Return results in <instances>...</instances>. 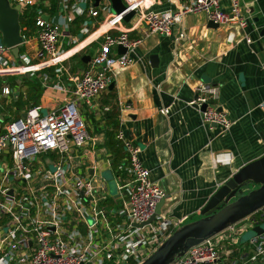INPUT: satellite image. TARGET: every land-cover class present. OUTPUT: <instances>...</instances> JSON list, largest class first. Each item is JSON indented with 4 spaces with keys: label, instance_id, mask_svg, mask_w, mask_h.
Segmentation results:
<instances>
[{
    "label": "crops",
    "instance_id": "0c3cea01",
    "mask_svg": "<svg viewBox=\"0 0 264 264\" xmlns=\"http://www.w3.org/2000/svg\"><path fill=\"white\" fill-rule=\"evenodd\" d=\"M100 1V5L95 4L97 17L90 13L79 16L85 20L83 23L76 24V18L68 29H63L61 47L71 52L64 56L68 59L62 74H58L57 67L44 65L46 59L39 57L38 35L32 32L27 37L23 50L40 67V102L28 103L24 76L29 75L3 76L0 128L23 117L34 106H40L45 115L75 99L73 79L83 75L100 49L104 40L101 33L106 30L101 26L106 16L117 14L112 0ZM121 2L126 6L121 13L124 14L128 4L126 0ZM143 2L154 12H177L189 0ZM34 3L45 9L40 11L42 16H55L49 0ZM239 3L246 21L244 27H212L201 13L183 16L170 35L152 34L140 25L129 33L131 39H142L129 54L133 62L118 69L108 89L90 103H77L91 140L70 153L67 160L78 173L91 178L99 191L105 192L109 199L103 206L109 211L121 204L110 195L103 179L107 171L114 175L126 158L115 138L119 129L141 148L140 157L151 180L165 191L162 214L175 220L185 219V223L200 216L207 201L230 177L264 155V0ZM230 4V0H224L222 7L229 10ZM127 15L121 29H130L139 14L134 12L125 20ZM77 29L79 33L74 32ZM119 33L120 29L111 31L113 35ZM80 35H84L82 40ZM76 43L81 45L73 50ZM113 53H119V49ZM154 55L158 60L152 59ZM86 56L91 57L88 63L83 61ZM53 68L58 77L55 81L50 78ZM202 86L218 88L219 97L214 104L231 122L228 131L203 121L202 107L194 103L201 96ZM6 88L11 91L9 95L4 94ZM18 101L22 105H17ZM221 153L232 155L230 164L217 163L216 156ZM49 156L43 157V164Z\"/></svg>",
    "mask_w": 264,
    "mask_h": 264
},
{
    "label": "built area",
    "instance_id": "2783aa9c",
    "mask_svg": "<svg viewBox=\"0 0 264 264\" xmlns=\"http://www.w3.org/2000/svg\"><path fill=\"white\" fill-rule=\"evenodd\" d=\"M34 1L10 0L13 6H20L21 14L29 5H35ZM223 1L189 0L177 12H154L143 0H126L128 10L124 14L106 16L100 49L83 75L73 79L75 99L45 115L40 106H35L26 118L0 128V264H141L185 223V219L161 214L156 221L135 227L151 218L166 193L151 180L140 157L141 148L121 129L115 138L126 158L114 170L120 206L110 211L104 207L109 197L91 178L78 173L67 157L91 140L77 103H90L108 89L118 69L133 62L129 54L142 39H131V31L144 25L152 34L170 35L183 16L199 13L219 25L246 26L239 0H230L229 10L222 7ZM95 4L96 0H59L55 16L46 18L40 12L36 26L39 57L46 59L44 65L57 67L58 74L65 71L68 57L64 56L71 51L61 47L63 29L87 12L97 17ZM130 12L139 14L137 22L130 29H121L123 18ZM118 29L119 34H111ZM26 43L27 37L18 58L11 48L0 45V76H33L40 72L39 65L32 63L23 50ZM80 45L76 43L73 50ZM119 46L127 52L113 53ZM19 61L23 64L17 65ZM199 90L201 96L194 103L200 108L207 104L202 111L203 121L228 131L231 122L214 104L218 88L202 86ZM10 92L9 88L4 90L6 95ZM46 155L50 156L43 164ZM231 160L230 153L216 156L217 163L230 164ZM245 222L249 224L241 227ZM263 222L264 209L192 247L175 264H264V233L248 243L240 242L245 229Z\"/></svg>",
    "mask_w": 264,
    "mask_h": 264
},
{
    "label": "water",
    "instance_id": "95a60500",
    "mask_svg": "<svg viewBox=\"0 0 264 264\" xmlns=\"http://www.w3.org/2000/svg\"><path fill=\"white\" fill-rule=\"evenodd\" d=\"M99 1L96 0V5ZM112 2L117 14L126 10L121 0H112ZM20 11V6H13L10 0H0L1 45L11 48L17 58L26 42L20 22ZM133 15L134 12L130 13L125 20ZM210 26L218 27L219 24L210 21ZM118 49L120 54L127 52L122 46ZM90 59V56H86L83 61L88 63ZM152 59L158 60V57L154 55ZM206 108L207 104H204L202 111ZM26 116L27 113L23 115V118ZM251 186L257 187L251 189ZM248 188L250 190L247 193H242ZM165 202L166 199H162L151 218L146 223L135 225V227H144L156 221L157 217L162 214ZM262 209H264V155L245 165L230 177L207 201L201 210L200 219L177 227L165 242L141 264H175L176 260L184 256L192 247L215 237ZM250 232L253 234L252 238L263 234L264 222L251 228ZM240 242L242 243L241 240Z\"/></svg>",
    "mask_w": 264,
    "mask_h": 264
},
{
    "label": "trees",
    "instance_id": "16d2710c",
    "mask_svg": "<svg viewBox=\"0 0 264 264\" xmlns=\"http://www.w3.org/2000/svg\"><path fill=\"white\" fill-rule=\"evenodd\" d=\"M51 5V11L52 15H56L59 12L60 6H59V0H49ZM45 10L42 5H29L21 14L20 22L21 26L23 28V34L28 37L32 35V32L34 35H38L39 28L36 26V20L40 16V11ZM89 14L87 12L85 15ZM85 20L77 18L76 24L79 25V23H83ZM76 33H79V29L74 31ZM55 69L53 68V72L50 75L51 80L55 81L57 80V75L55 73ZM26 77V78H25ZM15 78V77H13ZM24 84L28 87V103L33 105H36L40 102V93H41V84L39 83L42 79L38 76V73L33 75V77L24 76ZM3 78L0 77V83H2ZM1 85V84H0ZM20 104V101L17 102V105ZM22 105V103L20 104ZM35 107V106H34ZM120 165V164H119ZM118 165V166H119ZM117 166V167H118ZM116 167V168H117Z\"/></svg>",
    "mask_w": 264,
    "mask_h": 264
},
{
    "label": "rangeland",
    "instance_id": "374dc122",
    "mask_svg": "<svg viewBox=\"0 0 264 264\" xmlns=\"http://www.w3.org/2000/svg\"><path fill=\"white\" fill-rule=\"evenodd\" d=\"M83 38H84V35H80L79 40H82ZM1 44L2 43H1V39H0V45ZM88 50H90V48ZM22 64L23 63L20 62V61L17 63V65H22ZM0 77H3V76H0ZM1 169L2 168L0 166V170ZM103 179L105 180V183L107 184L108 191L110 192V195L117 196L118 195V182L116 180L115 175H113V172H111V171L105 172L104 175H103ZM250 188L253 189L254 187L251 186ZM248 190H250V189H247L246 193H247ZM260 216H257V217H260ZM200 218H201V216H194L191 219H189L186 223L198 220ZM90 220H92V218H90ZM240 224L241 223H239V225ZM243 224L244 225H242L241 227H243L245 225H248L249 223L245 222ZM252 236H253V234L250 232V229H245L243 234H242V236H240V240L242 241V243H248L250 241V239L252 238Z\"/></svg>",
    "mask_w": 264,
    "mask_h": 264
},
{
    "label": "bare ground",
    "instance_id": "6f19581e",
    "mask_svg": "<svg viewBox=\"0 0 264 264\" xmlns=\"http://www.w3.org/2000/svg\"><path fill=\"white\" fill-rule=\"evenodd\" d=\"M0 73H3L2 71H0Z\"/></svg>",
    "mask_w": 264,
    "mask_h": 264
},
{
    "label": "flooded vegetation",
    "instance_id": "af4514ba",
    "mask_svg": "<svg viewBox=\"0 0 264 264\" xmlns=\"http://www.w3.org/2000/svg\"><path fill=\"white\" fill-rule=\"evenodd\" d=\"M254 188L257 187V186H253Z\"/></svg>",
    "mask_w": 264,
    "mask_h": 264
}]
</instances>
